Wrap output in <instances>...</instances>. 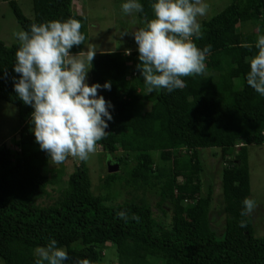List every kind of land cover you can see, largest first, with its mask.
I'll return each mask as SVG.
<instances>
[{
	"label": "trees",
	"instance_id": "1",
	"mask_svg": "<svg viewBox=\"0 0 264 264\" xmlns=\"http://www.w3.org/2000/svg\"><path fill=\"white\" fill-rule=\"evenodd\" d=\"M6 1L22 30L72 17L82 22L87 40V19L74 12V0H31L30 19L16 0ZM139 2L141 28L153 17L154 0ZM247 24L250 32L242 29ZM201 25L203 38L194 42L199 48L212 45L207 71L183 78L187 86L171 93L146 92L137 49L95 55L91 84L111 82V90L101 88L98 95L113 106L109 135L97 146L119 169L105 173L96 194L84 161L74 159L68 174V158L49 167L31 130L33 109L13 87L19 43L0 40V101L15 106L18 119L13 148L0 146L2 264H35L36 248L50 239L66 249L64 264L84 258L93 264H264V237L254 235L251 216L240 215L243 199L250 198L247 147L264 144V97L246 83L255 41L264 35V0H232ZM84 45L70 51H83ZM204 149L220 154V232L210 223L213 187L209 182L206 193L202 189ZM119 211L128 213L127 222ZM241 219L247 227L239 226ZM110 248L112 259L104 254Z\"/></svg>",
	"mask_w": 264,
	"mask_h": 264
},
{
	"label": "clouds",
	"instance_id": "2",
	"mask_svg": "<svg viewBox=\"0 0 264 264\" xmlns=\"http://www.w3.org/2000/svg\"><path fill=\"white\" fill-rule=\"evenodd\" d=\"M153 17L144 27L131 32L137 45L139 71L146 92L166 90L168 93L186 87L183 78L206 73V59L212 45L199 48L195 40L203 38L199 17L209 10L204 0H154L151 4ZM123 14L144 11L139 0L122 3ZM82 22L69 17L66 20H50L32 23L28 30L13 33L19 47L15 53L13 71L14 91L18 98L31 106L30 123L35 142L47 153L52 164H61L68 157L87 161L96 152L97 142L107 138L106 121L112 116L108 109L113 106L98 90H111V82L103 85L86 83L92 68L96 47L89 44L87 51L73 54L74 46L84 45L86 36L81 32ZM123 32L121 35H127ZM251 49L253 45L244 44ZM257 53L250 58V70L246 83L264 97V35L255 41ZM131 54V50H127ZM241 217H250L257 202L249 197L242 201ZM117 216L127 222L126 211ZM132 220L139 217L132 214ZM241 228L247 220L239 221ZM35 264H64L69 259L64 247L55 239L35 250ZM75 264H93L90 259H78Z\"/></svg>",
	"mask_w": 264,
	"mask_h": 264
},
{
	"label": "rangeland",
	"instance_id": "3",
	"mask_svg": "<svg viewBox=\"0 0 264 264\" xmlns=\"http://www.w3.org/2000/svg\"><path fill=\"white\" fill-rule=\"evenodd\" d=\"M73 10L78 15H83L87 19V40L83 51H87V46L92 44L96 47L97 53L121 51L127 54V50L131 53L137 49V45L131 35L136 30L141 21L138 19L137 13L126 15L122 13L121 5L126 0H74ZM23 15L32 18L31 0H16ZM209 5L207 14L199 17V22L210 19L227 7L232 0H204ZM253 26L247 24L243 26L244 31L250 32ZM22 28L16 22L13 13L6 0H0V40L6 45L18 43L13 33L20 31ZM128 32L127 35H121ZM86 83L91 85L90 72L87 74ZM17 109L15 106L0 101V146L6 144L13 148L15 138L17 137ZM219 149H204L200 151L201 158L204 160V174L201 175L203 181V193H206L207 185L210 182L213 187V203L210 211L211 226L220 232L223 229V215H221L220 207V154L212 155V151ZM156 152L153 156H157ZM78 158L68 157L65 162L66 174L73 171L74 163ZM157 160V157H155ZM74 161V163H73ZM111 155L104 154L100 147L97 146L96 152L90 154L87 161H84L88 167V173L92 182L93 192L99 193L100 180L107 173V163L116 164ZM58 164L50 162L49 167H55ZM247 166L250 177V198L257 202V207L251 215L254 228V235L264 237V144L261 146L251 145L247 147ZM116 172V171H115ZM119 172V169L117 170ZM125 174V173H124ZM206 174V175H205ZM55 196V195H54ZM147 198H153L147 195ZM45 203L47 199L43 200ZM44 203V202H43ZM106 257L112 259L115 256V248L104 251ZM0 264L2 261L0 259Z\"/></svg>",
	"mask_w": 264,
	"mask_h": 264
},
{
	"label": "water",
	"instance_id": "4",
	"mask_svg": "<svg viewBox=\"0 0 264 264\" xmlns=\"http://www.w3.org/2000/svg\"><path fill=\"white\" fill-rule=\"evenodd\" d=\"M118 170V165L117 164H111L110 162L107 163V172L108 173H113Z\"/></svg>",
	"mask_w": 264,
	"mask_h": 264
},
{
	"label": "crops",
	"instance_id": "5",
	"mask_svg": "<svg viewBox=\"0 0 264 264\" xmlns=\"http://www.w3.org/2000/svg\"><path fill=\"white\" fill-rule=\"evenodd\" d=\"M74 2H75V1H73L72 8H73V5H74Z\"/></svg>",
	"mask_w": 264,
	"mask_h": 264
}]
</instances>
